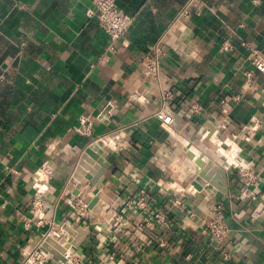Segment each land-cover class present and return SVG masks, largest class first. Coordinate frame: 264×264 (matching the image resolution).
I'll list each match as a JSON object with an SVG mask.
<instances>
[{
	"label": "crops",
	"instance_id": "0c3cea01",
	"mask_svg": "<svg viewBox=\"0 0 264 264\" xmlns=\"http://www.w3.org/2000/svg\"><path fill=\"white\" fill-rule=\"evenodd\" d=\"M114 1L131 19L118 42L94 0H0V264H22L54 229L66 260L46 264H264V74L251 56L264 55V0ZM157 45L155 79L141 64ZM97 140L106 191L89 209L78 195L102 189L74 175ZM208 161L209 182L227 181L213 196L193 185ZM217 204L221 242L207 229Z\"/></svg>",
	"mask_w": 264,
	"mask_h": 264
},
{
	"label": "built area",
	"instance_id": "2783aa9c",
	"mask_svg": "<svg viewBox=\"0 0 264 264\" xmlns=\"http://www.w3.org/2000/svg\"><path fill=\"white\" fill-rule=\"evenodd\" d=\"M200 0H190L188 6L194 5L196 6ZM94 4L96 7V17L99 21V24L104 29V31L109 35L110 39L113 42H118L123 35L127 32L131 25L130 17L122 14L114 0H94ZM184 15L189 14L188 8H185L183 11ZM196 14L199 16L201 13L197 11ZM224 49H228V47H224ZM164 52L161 49L160 45H157L151 55L147 56L142 62L143 73L146 77L158 78L160 74V62L161 58L163 57ZM252 61L254 64L255 69L264 74V55H262L259 51H253L251 53ZM251 75L248 74V77ZM167 98H170L167 97ZM157 116L162 120L161 125L166 128L172 122V117L165 112L164 109H161ZM47 172L46 168L44 167L41 171V175ZM241 178L244 180L247 186H253L257 178L253 171L249 169H244L240 172ZM144 200L141 199L138 202V205L143 206ZM76 211L81 215L84 216L86 212V205L77 202L74 204ZM43 208H44V201L42 198L37 197L31 201V214L32 219H40L38 222V226L43 225L42 215H43ZM213 219L208 221L207 229L209 230L210 237L212 241L221 242L225 235H226V225L224 219V208L222 205L217 204L213 210ZM155 221L157 224L166 225L167 219L163 215H156ZM26 227L29 228L31 226V221H26ZM55 237L61 238L62 233L58 229L52 230L50 233L45 235L44 240L48 237ZM43 240V241H44ZM114 257L111 256V259ZM49 259V254L45 253L42 248V244H39L36 248H34L31 252H29L23 259L22 264H46ZM77 263V261H75Z\"/></svg>",
	"mask_w": 264,
	"mask_h": 264
},
{
	"label": "water",
	"instance_id": "95a60500",
	"mask_svg": "<svg viewBox=\"0 0 264 264\" xmlns=\"http://www.w3.org/2000/svg\"><path fill=\"white\" fill-rule=\"evenodd\" d=\"M103 143V141L97 140L91 143L90 146L85 150L80 158L76 173L74 175L76 179L81 180L85 177L92 185L98 184L101 176L106 171V157L110 151L108 148H105ZM102 148L105 149V152L102 150ZM198 163L200 164L201 161ZM213 164V161H208L207 166L203 167V169L197 174L193 183L196 189L205 190L211 196L216 194L217 191L224 192L226 189L225 187H227V181L224 182L223 179H220L221 182H223V188L220 187L222 185L217 184L215 181L209 182L211 173L208 174V172L210 171V168L213 167ZM221 174L224 175V172H221ZM98 186L99 185H97V187ZM99 188L102 189V192L98 193L96 197L92 198L87 191H82L78 195L79 199L85 203L89 209H92L97 204L99 199L104 198V192L106 189L100 186ZM65 230L71 235H75V231L72 228L66 226ZM42 248L45 253L51 254L55 261L65 262L67 248L60 245V243L53 237L48 236L42 243Z\"/></svg>",
	"mask_w": 264,
	"mask_h": 264
}]
</instances>
